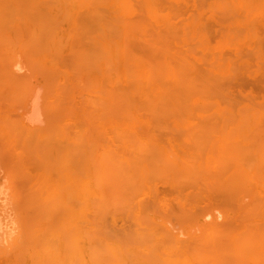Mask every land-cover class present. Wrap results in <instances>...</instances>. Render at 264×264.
<instances>
[{
	"label": "bare ground",
	"instance_id": "6f19581e",
	"mask_svg": "<svg viewBox=\"0 0 264 264\" xmlns=\"http://www.w3.org/2000/svg\"><path fill=\"white\" fill-rule=\"evenodd\" d=\"M249 1L0 0V38L19 55L0 56V166L21 216L4 219L9 246L25 249L0 264H264V104L236 88L243 74L264 82L263 59L244 56L259 28ZM208 5L233 14L217 36ZM79 80L88 100L65 127L43 131L27 113L22 146L3 143L6 102L52 97L56 120ZM205 187L235 207H210L167 238V204L210 206Z\"/></svg>",
	"mask_w": 264,
	"mask_h": 264
},
{
	"label": "rangeland",
	"instance_id": "374dc122",
	"mask_svg": "<svg viewBox=\"0 0 264 264\" xmlns=\"http://www.w3.org/2000/svg\"><path fill=\"white\" fill-rule=\"evenodd\" d=\"M261 3V0H253L252 2H250L248 4V8L250 9L248 12L245 11V7L243 8V12H245V14L249 15L251 12L253 15H255V19L259 23L256 42L254 41L255 44L252 45V48L245 50L244 56L246 58L252 59L258 57L260 59H263V62L261 61V67L262 69H264V7L261 6ZM258 4L259 6H257ZM205 10H207V12L209 11V13H204V15H206L204 17L211 25L214 36H217L219 34V31H221V26L219 24L220 20L224 18L226 20H229L232 18L233 14L231 12L224 11L221 8H216L211 11L209 10V5ZM6 27H8V23H0V30H2V32ZM81 47H83L82 42H78V50H81ZM0 56L4 59L7 58L8 61L12 58L19 57L15 46L4 40L2 41L1 38ZM73 62V58H70L68 60L69 66H72ZM14 70L17 75L25 78L26 69L22 68L21 66H16L14 67ZM27 79L28 84H32V82L34 83V81L29 79L28 77ZM5 82L6 80L4 79L0 71V85H5ZM260 82L261 83L255 82L254 79L246 74L241 75L239 78V84H236V88L241 87V89H243V93L238 95L239 99L244 103H251L254 105L259 104L262 107L264 104V82ZM78 83V85H76V91L79 93V95L78 93L76 95L74 94L73 99L69 101L61 99L60 103L55 104L57 105L56 113L57 116H59L55 118L56 120H54V118L52 117L55 114L49 111L51 106L54 105V102H52L54 101V99H52V97L44 99L39 96V98L34 101L29 107H27V103L24 100H15L14 102L9 103L6 102L5 107L8 108V112L4 119L7 125V132L9 136L3 143H6V145H10L13 149H19L22 146L23 140L25 139L23 135L24 129L22 122H24V118L26 117L27 113H30V118L32 117L34 119V123H36L34 127L42 128L43 131H47L53 121L63 124V126L65 127V125L67 124V117H69L68 115L71 112L70 106H82L83 103L87 102L88 100L87 97L81 96L84 93L82 92V89H87V87L89 86L88 80L84 82L82 80H79ZM61 85L69 89L68 83L65 84L64 82H62ZM7 108L5 109L7 110ZM5 177V169L2 171L0 166V185H3V190H0V201H5L4 206L0 209V259L3 263L11 261L12 258H14L21 251H25V249H13L9 246L11 244V238L8 235L9 228L7 225V220L4 219V216L8 215V219L13 223H18V221H20L21 219V216L18 213V204L12 201V196L11 194H9L11 191V187L9 185L10 183L5 179ZM184 183L186 182L184 181ZM158 190L162 195H171L175 192V190H173L169 185L162 183L159 184ZM202 192L210 195V206L206 203H202L199 205H195L192 210H185L182 209L178 203L169 202L167 204L164 215L172 223V228L174 229L172 232H168L167 238H170L172 240L174 233L177 232L181 227V223L191 221L193 216L206 211L210 207H235L236 203L232 198V194L228 193L227 191H222L218 187H205L202 189ZM191 194L194 195V193ZM191 197L185 196V200H187V202L191 201ZM219 221H223V217H220ZM15 230L19 231V233H23L24 226H18L17 224L15 225Z\"/></svg>",
	"mask_w": 264,
	"mask_h": 264
},
{
	"label": "clouds",
	"instance_id": "9594fccd",
	"mask_svg": "<svg viewBox=\"0 0 264 264\" xmlns=\"http://www.w3.org/2000/svg\"><path fill=\"white\" fill-rule=\"evenodd\" d=\"M0 190H3V185H0Z\"/></svg>",
	"mask_w": 264,
	"mask_h": 264
}]
</instances>
